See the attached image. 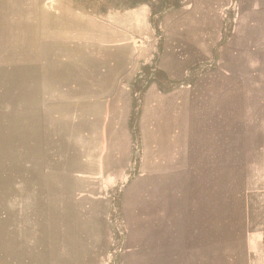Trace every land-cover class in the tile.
I'll list each match as a JSON object with an SVG mask.
<instances>
[{
  "label": "rangeland",
  "instance_id": "374dc122",
  "mask_svg": "<svg viewBox=\"0 0 264 264\" xmlns=\"http://www.w3.org/2000/svg\"><path fill=\"white\" fill-rule=\"evenodd\" d=\"M204 2L0 0V264H264V9Z\"/></svg>",
  "mask_w": 264,
  "mask_h": 264
},
{
  "label": "crops",
  "instance_id": "0c3cea01",
  "mask_svg": "<svg viewBox=\"0 0 264 264\" xmlns=\"http://www.w3.org/2000/svg\"><path fill=\"white\" fill-rule=\"evenodd\" d=\"M202 5L203 8H208L207 0ZM237 3H239L240 6L248 8V10H257V9H264V0H236ZM193 2L189 1L187 5H192ZM216 3H213V6H215ZM196 5V3H195ZM193 5V6H195ZM192 7V6H189ZM218 8V7H217ZM152 8H150L147 5H140L134 9V11H131V13L127 14V18L125 19L124 27L125 29L132 30L133 28L138 29V22L143 23L144 25H149L150 23V16H151ZM186 13V12H185ZM184 13V14H185ZM221 30V28H220ZM201 41V40H200ZM191 45H195L194 42H188ZM74 126V124H73ZM78 126V125H76ZM75 126V127H76ZM109 132V131H108Z\"/></svg>",
  "mask_w": 264,
  "mask_h": 264
}]
</instances>
